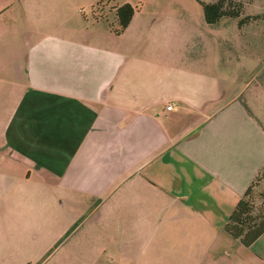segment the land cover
<instances>
[{
    "label": "crops",
    "instance_id": "1",
    "mask_svg": "<svg viewBox=\"0 0 264 264\" xmlns=\"http://www.w3.org/2000/svg\"><path fill=\"white\" fill-rule=\"evenodd\" d=\"M18 1L0 7V51L9 22L42 35L9 63L10 88L0 55V241L9 188L44 173L54 233L75 223L67 250L81 264H264V232L248 246L225 228L264 167V27L243 23L226 43L236 62L138 0H107L103 16L101 0ZM125 3L138 9L117 33Z\"/></svg>",
    "mask_w": 264,
    "mask_h": 264
},
{
    "label": "rangeland",
    "instance_id": "2",
    "mask_svg": "<svg viewBox=\"0 0 264 264\" xmlns=\"http://www.w3.org/2000/svg\"><path fill=\"white\" fill-rule=\"evenodd\" d=\"M137 1V0H136ZM206 2H216L218 0H202ZM18 4V0H0V7L3 5L11 6ZM109 2L103 0L96 4L94 12L97 16H103L113 7H109ZM224 5L228 8L235 7L240 11L239 18L224 16L222 21L215 24H208L205 21L203 7L198 0H138L135 5L145 11H159L161 7L169 12V15L182 18L184 41H193L196 43L212 42L220 44L219 50L223 59L236 58L239 55V49L233 50L226 43H234L238 40L240 34L238 24L240 18L244 19V24H259L264 27V0H224ZM165 5V6H164ZM89 15L90 8H86ZM111 21L114 20L115 14L111 15ZM7 14L4 12L0 18V24H4ZM26 18H20L17 22H9L14 29L8 30L4 47L1 49V57L8 62V80L9 88L16 81L17 72L9 65L12 61L23 62L29 43L39 37V33L31 32L30 26L26 23ZM256 23V24H255ZM119 27V22L114 23ZM254 24V25H253ZM214 30L215 32H211ZM215 33V34H214ZM250 35V34H249ZM221 42V43H220ZM222 45V46H221ZM241 56V55H240ZM247 57V56H246ZM260 59H264L263 56ZM250 59V56L247 59ZM259 59V60H260ZM237 62V61H236ZM251 72H239L237 82H232L233 91L250 77ZM264 76V72L259 74V78ZM10 91V90H9ZM9 94V93H8ZM1 150H0V170L2 169ZM3 177L0 174V180ZM30 185H24L23 188H9L6 193L7 207L4 208L5 224L3 227L5 238L2 237L0 244L5 250L7 264H81L79 257L72 256L67 250L71 245L78 243V233H71L73 236L69 239V231L75 227V223L69 226L68 231L54 233V228L60 226L58 220L50 221L48 203L54 200L52 184L56 183L55 179L48 174L34 173ZM23 190V191H22ZM36 203L32 210L29 203ZM252 216L257 218L259 223L264 220V179L261 180L252 193ZM18 204V207L15 206ZM1 211V210H0ZM32 217V218H31ZM2 224V225H3ZM75 232V231H74Z\"/></svg>",
    "mask_w": 264,
    "mask_h": 264
},
{
    "label": "trees",
    "instance_id": "3",
    "mask_svg": "<svg viewBox=\"0 0 264 264\" xmlns=\"http://www.w3.org/2000/svg\"><path fill=\"white\" fill-rule=\"evenodd\" d=\"M198 1L202 4L205 21L207 23L215 24L224 16H230L232 18L240 17V11L235 7H226L223 3L224 0H218L216 2ZM137 9L138 7L132 5L131 3H125L118 7L116 14L118 16L120 26L115 29V32H122L129 25ZM244 19L245 18H240L238 24L242 25L245 23ZM263 179L264 167L245 191L225 224L227 231L248 246H250L264 232V220H261L258 223L257 218L251 215L253 208L252 193L254 188L257 187L258 183Z\"/></svg>",
    "mask_w": 264,
    "mask_h": 264
},
{
    "label": "built area",
    "instance_id": "4",
    "mask_svg": "<svg viewBox=\"0 0 264 264\" xmlns=\"http://www.w3.org/2000/svg\"><path fill=\"white\" fill-rule=\"evenodd\" d=\"M169 108H172V106L170 105Z\"/></svg>",
    "mask_w": 264,
    "mask_h": 264
}]
</instances>
